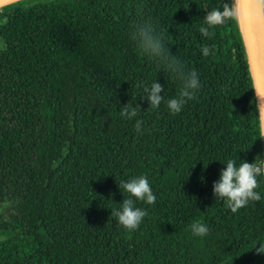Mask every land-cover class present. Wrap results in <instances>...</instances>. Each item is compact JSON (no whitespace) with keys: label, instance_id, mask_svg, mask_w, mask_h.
Returning a JSON list of instances; mask_svg holds the SVG:
<instances>
[{"label":"trees","instance_id":"16d2710c","mask_svg":"<svg viewBox=\"0 0 264 264\" xmlns=\"http://www.w3.org/2000/svg\"><path fill=\"white\" fill-rule=\"evenodd\" d=\"M226 0H18L0 7V264H264L261 200L232 213L212 185L263 159L240 22L199 28ZM264 4V0H263ZM150 19L201 88L176 115L145 87L179 83L130 40ZM213 49L209 56L201 48ZM130 102L141 111L120 115ZM136 120H142L137 132ZM146 175L156 201L127 231L111 216ZM199 221L208 235L195 236ZM6 237V239H4ZM255 246V247H254Z\"/></svg>","mask_w":264,"mask_h":264},{"label":"clouds","instance_id":"9594fccd","mask_svg":"<svg viewBox=\"0 0 264 264\" xmlns=\"http://www.w3.org/2000/svg\"><path fill=\"white\" fill-rule=\"evenodd\" d=\"M234 18L232 3L223 4V10L212 9L204 16V23L199 31L204 38H210V29L225 24L229 19ZM156 26L150 19L132 25L130 40L147 57L154 60L157 67H162L175 77L179 83V92L175 98L165 100L162 95L164 85L154 81L150 87H145L144 99L148 107L145 111L158 109L161 103H165L169 112L173 115L179 114L184 106L196 98V94L201 88L199 73L194 69H187L184 63L172 53L166 46L162 33L155 30ZM211 49L208 46L201 48L203 56L210 55ZM141 111L140 105L134 107L130 102L121 108L120 115L132 120ZM142 120H136L137 132L142 131ZM260 138H264V129H261ZM226 168L219 173V179L213 182V196L216 200L227 203L232 213L247 207L250 203L261 200V195L256 189L259 187L258 177L264 176V159L257 155L254 162L249 163L241 160L237 163L233 159H228ZM119 189L127 193L128 197L122 200L118 209H112L111 216L117 218L121 227L127 231H134L139 228L147 212L145 209L136 206L137 201H142L152 205L156 201V196L152 191L146 175L132 177L122 181ZM191 231L195 236L204 237L208 235V227L199 221L192 223ZM6 239V237H4ZM255 247V246H254ZM256 254H264V243L256 248Z\"/></svg>","mask_w":264,"mask_h":264},{"label":"water","instance_id":"95a60500","mask_svg":"<svg viewBox=\"0 0 264 264\" xmlns=\"http://www.w3.org/2000/svg\"><path fill=\"white\" fill-rule=\"evenodd\" d=\"M18 0H0V7ZM247 25L241 28L245 54L257 103L260 132L264 129V18L263 0H246ZM246 26V27H245ZM241 27V24H240ZM263 159H264V138Z\"/></svg>","mask_w":264,"mask_h":264},{"label":"rangeland","instance_id":"374dc122","mask_svg":"<svg viewBox=\"0 0 264 264\" xmlns=\"http://www.w3.org/2000/svg\"><path fill=\"white\" fill-rule=\"evenodd\" d=\"M233 5L236 16L238 17L241 27L243 28L244 25H247L246 4L244 3L243 5V2L241 0H233ZM263 18H264V4H263Z\"/></svg>","mask_w":264,"mask_h":264},{"label":"bare ground","instance_id":"6f19581e","mask_svg":"<svg viewBox=\"0 0 264 264\" xmlns=\"http://www.w3.org/2000/svg\"><path fill=\"white\" fill-rule=\"evenodd\" d=\"M242 2H243V5H244V3L246 2V0H241ZM242 28V27H241Z\"/></svg>","mask_w":264,"mask_h":264}]
</instances>
